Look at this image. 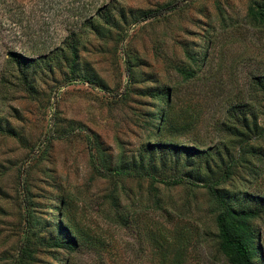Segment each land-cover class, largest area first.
Wrapping results in <instances>:
<instances>
[{"label": "rangeland", "instance_id": "374dc122", "mask_svg": "<svg viewBox=\"0 0 264 264\" xmlns=\"http://www.w3.org/2000/svg\"><path fill=\"white\" fill-rule=\"evenodd\" d=\"M261 9L264 0H0V264H157L152 237L168 241L175 264H225L221 207L204 187L168 182L220 181L238 154L221 193L235 207L239 191L264 205V102L249 83L264 73V25L251 16ZM67 44L77 70L35 65L27 89L9 53ZM250 225L264 251L263 209ZM64 226L75 252L54 246Z\"/></svg>", "mask_w": 264, "mask_h": 264}, {"label": "trees", "instance_id": "16d2710c", "mask_svg": "<svg viewBox=\"0 0 264 264\" xmlns=\"http://www.w3.org/2000/svg\"><path fill=\"white\" fill-rule=\"evenodd\" d=\"M159 13H153L151 15H145V18L154 16ZM254 15V16H253ZM251 15L254 22H259L261 25H264V10L261 9L257 13ZM107 21L109 17H106ZM9 60L17 67L20 77L25 84V87L28 89L31 87L30 83L28 84V69L32 68L35 70V65H49L50 72L54 68H61V65L66 63L74 73L79 66V51L74 44H67L66 47H61L59 49L52 50L48 53L42 52L39 50L30 51L27 55L26 53H9ZM37 56L36 58L33 56ZM127 73H129V67H126ZM35 73V72H34ZM33 75V74H32ZM81 82H86L92 84L89 79H79ZM250 90L260 97L262 102H264V73H258L250 77ZM164 97L168 100V94H165ZM263 104V103H262ZM166 116L162 114L160 116V125L158 131L162 130V125L167 121ZM228 131L231 125L226 126ZM261 135L264 136V127L262 128ZM201 154H206L202 152ZM239 155L237 154L236 159H233L225 169V173L222 175L220 181L215 183H204L199 185V183L192 182L190 177L174 179L168 182L169 185H180L183 183H189L195 187H204L208 189L211 196L215 199L218 205L221 207L222 212L216 218V227H217V249L220 254L223 256L225 264H264V251L262 245L259 243L258 231L253 229L250 225L252 220L259 218L261 210H264V205L257 207L252 201L248 198L250 196L247 193L239 191V199L242 201V205L235 207L232 203V199L235 197L232 191L224 190L221 193V184H223L225 176L229 175L230 167L239 163ZM116 174L125 175V176H149L148 173H139L132 171H118ZM260 204H264V199H257ZM250 202H253V205H249ZM258 203V204H259ZM126 224V220L123 221V226ZM61 237L54 239V246L60 249H66L69 252H75L81 246L80 240L77 237V233L70 227L64 226L59 228ZM152 245L156 249L157 264H175L179 262L180 256L175 254L174 257H170L168 252L165 249L167 240L163 238V243L159 239L152 237L150 239ZM67 262V261H66ZM64 261V263L66 264Z\"/></svg>", "mask_w": 264, "mask_h": 264}]
</instances>
